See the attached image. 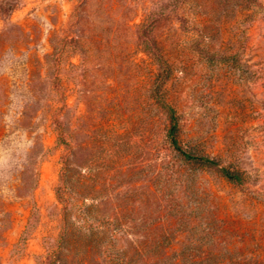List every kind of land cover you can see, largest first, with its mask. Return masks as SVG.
<instances>
[{
	"label": "rangeland",
	"instance_id": "rangeland-1",
	"mask_svg": "<svg viewBox=\"0 0 264 264\" xmlns=\"http://www.w3.org/2000/svg\"><path fill=\"white\" fill-rule=\"evenodd\" d=\"M94 1L55 58L78 0H0V264L57 247L64 180L67 264L92 230L104 264H264V0Z\"/></svg>",
	"mask_w": 264,
	"mask_h": 264
},
{
	"label": "trees",
	"instance_id": "trees-1",
	"mask_svg": "<svg viewBox=\"0 0 264 264\" xmlns=\"http://www.w3.org/2000/svg\"><path fill=\"white\" fill-rule=\"evenodd\" d=\"M110 2V3H109ZM105 1V10L109 12L113 9V4H115L116 0H113L112 3L109 0ZM107 3V4H106ZM97 4L94 0H78V3L75 7V10L72 14V19L70 20L68 29L65 30V32L69 33L68 35H65L62 39H60V43L63 44L61 47H54L55 52L52 53L50 56H53L55 58L61 56L64 52V45H69L74 50H79V48L83 45L84 42L88 41L90 45H98L102 42L103 36L102 33L95 30L94 27L90 25L89 18L92 16L93 12H98V8L96 7ZM96 7L95 10L93 8ZM88 23L87 28H85L84 22ZM158 101L160 102L161 106L170 114L172 117L174 116V109L172 106H170L167 102L164 100H161L158 98ZM59 142L64 143L65 141V134L63 128H59ZM173 143L176 147L177 142L176 140H173ZM180 149V148H178ZM202 161L206 163L213 164L215 163L214 160H211L208 157H201ZM65 167H64V173H67L71 171V163L69 159L66 160ZM75 166H78V164H74ZM223 173L230 179H237V175L232 174L229 170L226 168H222ZM239 179V178H238ZM67 180L63 181L62 187L58 188L57 194H58V200L60 204L62 205L61 208V216H62V231L60 233V238L58 240L57 247L55 249L49 250L45 257V261L43 264H67L68 256H65V243L69 234V227L67 225V210L70 209L73 205L72 201L68 198H66V192H67ZM63 187L66 189V192L63 193ZM93 206V205H91ZM84 209L91 208L88 205H83ZM95 236V232L92 230L90 235L87 237V241L84 242L81 237L78 238L77 241H79V245H83L84 251L82 259L81 258H75L72 257V261L74 264H104V260H101V257L99 254L94 253L95 246L93 245V237Z\"/></svg>",
	"mask_w": 264,
	"mask_h": 264
}]
</instances>
